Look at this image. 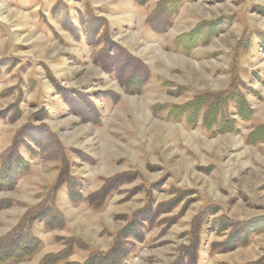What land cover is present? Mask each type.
<instances>
[{"label":"rangeland","instance_id":"obj_1","mask_svg":"<svg viewBox=\"0 0 264 264\" xmlns=\"http://www.w3.org/2000/svg\"><path fill=\"white\" fill-rule=\"evenodd\" d=\"M162 1L0 0V237L43 242L6 264L264 258V0ZM233 80L238 130L173 115Z\"/></svg>","mask_w":264,"mask_h":264},{"label":"trees","instance_id":"obj_2","mask_svg":"<svg viewBox=\"0 0 264 264\" xmlns=\"http://www.w3.org/2000/svg\"><path fill=\"white\" fill-rule=\"evenodd\" d=\"M162 3L164 6L167 5L170 11L175 10L177 7V0H163ZM192 35L193 33L190 34V37ZM190 40H195V38H190ZM191 41L188 42L190 43ZM185 48L188 49L187 47ZM246 93H248V88L244 84V81L233 80L227 90L217 93L205 92L196 95L186 104L177 107L173 115L180 118L181 116H186L192 120L202 116L204 123L211 130H238L239 121L233 116L234 114H238L242 120H250L252 117V108L248 103ZM255 93L258 94V91ZM252 136L254 140L264 138V124L258 125L255 131L252 132ZM7 181L9 182V180ZM3 182L5 183L6 180ZM49 207L52 206L49 205ZM34 219H38L37 212L29 218L30 221ZM30 229L31 224H27V230L21 231L15 237L12 232L0 237V264L30 258L40 250L43 242ZM119 250L120 248L117 246L106 252L93 250L84 264H93L92 261L95 258H102L113 264H123L124 253ZM60 258L59 253H48L38 264H57ZM250 264H264V258Z\"/></svg>","mask_w":264,"mask_h":264},{"label":"crops","instance_id":"obj_3","mask_svg":"<svg viewBox=\"0 0 264 264\" xmlns=\"http://www.w3.org/2000/svg\"><path fill=\"white\" fill-rule=\"evenodd\" d=\"M40 251V250H39ZM38 253V252H37Z\"/></svg>","mask_w":264,"mask_h":264}]
</instances>
